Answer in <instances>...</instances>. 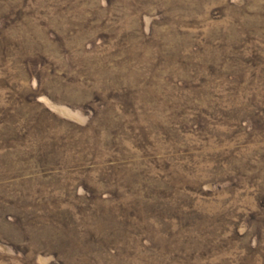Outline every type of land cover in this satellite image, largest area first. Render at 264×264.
<instances>
[{
  "label": "rangeland",
  "instance_id": "1",
  "mask_svg": "<svg viewBox=\"0 0 264 264\" xmlns=\"http://www.w3.org/2000/svg\"><path fill=\"white\" fill-rule=\"evenodd\" d=\"M0 264H264V0H0Z\"/></svg>",
  "mask_w": 264,
  "mask_h": 264
}]
</instances>
